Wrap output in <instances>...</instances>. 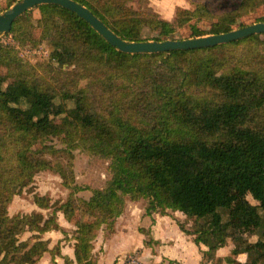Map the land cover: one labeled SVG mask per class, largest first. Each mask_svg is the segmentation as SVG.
Wrapping results in <instances>:
<instances>
[{
	"label": "trees",
	"instance_id": "1",
	"mask_svg": "<svg viewBox=\"0 0 264 264\" xmlns=\"http://www.w3.org/2000/svg\"><path fill=\"white\" fill-rule=\"evenodd\" d=\"M18 1L0 0V14ZM76 1L131 42L227 33L234 30L232 17L254 6L242 0L206 28L191 26L194 12L178 7L167 36L150 38L142 32L150 0ZM196 8L199 19L210 16L207 4ZM38 10L50 60L57 64L52 80L71 98L66 115L60 114L61 96L20 55L34 42V12H28L7 35L16 45L0 39V264H38L46 254L52 264L57 257L64 264H97L94 243L101 227H113L128 197L136 203L145 199L147 216L181 212L194 221L195 245L208 248L200 250L202 264H264V34L213 48L130 55L70 10L56 5ZM72 27L82 32L77 40L69 37ZM77 150L111 161L108 186L92 190L90 201L76 197L91 190L75 180ZM44 171L59 175L72 190L59 210L82 245L74 260L62 254L61 242L51 249V240L44 239L60 231L56 211L48 219L9 213L14 198ZM236 196L252 201L254 224L244 215L237 222L224 208ZM35 200L49 208L44 197ZM27 232L34 240L21 241ZM141 233L145 246L153 247L152 231ZM226 239L234 248L219 262Z\"/></svg>",
	"mask_w": 264,
	"mask_h": 264
},
{
	"label": "rangeland",
	"instance_id": "2",
	"mask_svg": "<svg viewBox=\"0 0 264 264\" xmlns=\"http://www.w3.org/2000/svg\"><path fill=\"white\" fill-rule=\"evenodd\" d=\"M252 1L254 2L253 7L240 9L230 20L231 26L234 29L254 24L260 17L264 16L263 1ZM241 2L242 0H150V4L148 7L149 17L146 27L142 30V32L145 37L148 36L150 38H164L165 36H167L170 26L177 23L178 7L190 9L194 12L190 22L191 26L199 25L203 28H206L218 16L230 12ZM197 3H205L209 6L210 16L208 18L199 19L198 11L196 8ZM33 12L34 42L33 44H28L27 48H22L20 50V55L31 66L32 70H34L39 77L47 80L52 89L61 96V102L63 104L60 108V114L66 115L67 107L65 104L66 100H69L71 98V95L63 93V89L61 88V86L56 84L52 80V75L56 72L57 64L53 63L50 60L51 46L48 41V34L43 29L41 13L38 9L34 10ZM92 34L93 32L90 31L89 36H91ZM81 35L82 32L78 27L71 28V31L69 33V37L71 39L77 40L81 37ZM186 37H191V30L187 33ZM2 40L6 44L12 43L16 45V43L13 42L11 38H7V36L2 38ZM2 71L3 73L6 72L3 69ZM18 78L22 77L20 76ZM83 84L85 85L86 83L84 82ZM54 145L57 149L62 148V146H60L58 142H55ZM110 165L111 161L108 159H104L99 156H93L77 150L75 152L74 159L75 180L80 184V186L89 187L91 190L77 193L76 197L90 201L93 196L92 190L105 189L112 178ZM30 187L31 189H26V191L22 195L16 196L14 198L9 206L10 215H31L33 213H39L43 215L44 219H48L56 211L58 222V214H61L62 212L59 210V207L67 201L68 197L72 193V190L64 186L63 179L52 171H44L36 175L34 181L30 184ZM36 195L44 197L49 203V208L39 207L36 204ZM127 202H132L136 205L131 206L127 213H125V208L124 213L116 218L113 227L102 225V230L98 236L99 239L97 238V241H95V243H99L102 240H106L112 236H117V240H124L126 236H128L126 241L127 243L124 244L125 247L123 248V250L134 249L136 245L140 244L135 242L138 239L137 235H139L140 233L139 227L143 223L146 215L145 208L147 206V201L143 199L140 202L136 203L132 201L130 197H128L126 206ZM252 207V201L247 196H236V198H228L224 202V208L228 211L232 210L233 214L235 213V219L237 222L244 215V218L247 219L250 224H254L256 221V216L255 213L251 210ZM178 214V216H180V218L182 219L181 223H183L186 229L192 233V235L189 236H191L190 239L193 240V237L198 235L196 232L195 222L187 219L183 213L179 212ZM68 226L69 227H67L66 231L60 226V231H58L62 237V239L58 242H61V250L63 248L68 250L69 247L75 250L77 246H82L79 241L75 240L76 227L72 226L71 224H69ZM166 228V236L176 242L174 250L178 255L177 257L184 260V264H201L199 260L201 258V255L199 252L200 250L207 251L208 248L205 245H201L200 249L195 245V243H188L184 239L182 232L178 228V230H170L167 226ZM48 236L49 235L46 234L44 236V239L48 240ZM29 238L34 240V233L27 232L20 237V240L25 241ZM58 243L57 241L53 242V239H51L50 248L53 249L58 245ZM95 243L94 246L96 247ZM262 246L263 245H259L258 247L262 249ZM233 248L234 242L226 239L224 247L222 248L223 250L219 255L220 262H223L225 255L231 254ZM100 253H102V251H99L97 254L99 255ZM121 255L117 256L116 264H119L123 259V257L120 259ZM238 259L241 262H245L246 256H241ZM161 263L162 261H159L158 264ZM38 264H52L51 255L47 254V256L43 258V260Z\"/></svg>",
	"mask_w": 264,
	"mask_h": 264
},
{
	"label": "water",
	"instance_id": "3",
	"mask_svg": "<svg viewBox=\"0 0 264 264\" xmlns=\"http://www.w3.org/2000/svg\"><path fill=\"white\" fill-rule=\"evenodd\" d=\"M45 5H56L74 12L80 18L85 20L96 33L102 36L119 52L130 55L158 54L169 53L172 51L213 48L245 40L254 35L264 34V22H258L242 28L234 29L227 33L207 35L185 40H151L147 42H131L122 39L88 7L80 4L76 0H19L0 14V39L11 33L14 23L19 18L28 12H32Z\"/></svg>",
	"mask_w": 264,
	"mask_h": 264
},
{
	"label": "crops",
	"instance_id": "4",
	"mask_svg": "<svg viewBox=\"0 0 264 264\" xmlns=\"http://www.w3.org/2000/svg\"><path fill=\"white\" fill-rule=\"evenodd\" d=\"M136 205L132 202H127L126 206V212L130 209L131 206ZM179 212H173L169 213V215H163L162 213H154L152 217L145 215L143 223L140 225V233L137 235L138 239L135 243H140L139 245H136L134 249H128L123 250L125 247L124 244L127 243V237L124 240H117V236L109 237L106 240H102L101 242H96L95 249H94V256L97 258L98 262L97 264H116L117 263V256H120V259L125 257L126 254H129L135 250H140L143 253V258L146 261H156L161 264H184V260L178 258L176 252H175V246L176 242L172 239H169L165 231L168 229L172 230H180L179 223H181L182 219L180 216H178ZM181 213V212H180ZM58 222L62 229L65 231L67 230V227H69L68 222L66 221L64 214L61 212V214H58ZM178 228V229H177ZM142 229H150L152 231V236L156 243H154L153 247H146L144 244L145 241V235L141 233ZM181 231V230H180ZM183 234L184 239L188 243H194L191 238V236L186 235L183 231H181ZM48 240L53 239V242L57 243L62 239L61 235L58 231H54L51 233H48ZM99 239V237H98ZM140 239V240H139ZM97 241V240H96ZM57 245V244H56ZM193 246V245H192ZM194 247V246H193ZM223 249H220L217 253V260H219V255L222 252ZM99 251H102L99 255L97 254ZM201 255L200 263L202 264V253L199 252ZM62 254L67 255L73 260L75 259V250H73L71 247H69L68 250L62 249ZM47 254L45 255V257ZM229 254L225 255L224 259L228 257ZM44 257V258H45ZM52 257V256H51ZM119 258V257H118ZM123 259L119 264L123 262ZM223 259V261H224ZM56 263L58 264H64V260L61 257H57Z\"/></svg>",
	"mask_w": 264,
	"mask_h": 264
},
{
	"label": "built area",
	"instance_id": "5",
	"mask_svg": "<svg viewBox=\"0 0 264 264\" xmlns=\"http://www.w3.org/2000/svg\"><path fill=\"white\" fill-rule=\"evenodd\" d=\"M121 264H158L156 261H146L140 250H135L127 254Z\"/></svg>",
	"mask_w": 264,
	"mask_h": 264
}]
</instances>
